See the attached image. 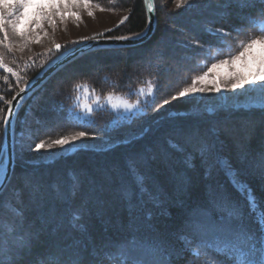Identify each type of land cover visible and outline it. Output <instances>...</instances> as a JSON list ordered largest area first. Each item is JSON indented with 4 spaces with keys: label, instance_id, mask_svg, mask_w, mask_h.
Masks as SVG:
<instances>
[{
    "label": "trees",
    "instance_id": "obj_1",
    "mask_svg": "<svg viewBox=\"0 0 264 264\" xmlns=\"http://www.w3.org/2000/svg\"><path fill=\"white\" fill-rule=\"evenodd\" d=\"M90 1L128 16L104 35H134L148 24L144 0ZM155 5L157 26L146 42L85 53L21 104L15 124L16 164L0 194V259H9L8 249L16 238L10 229L17 223L16 197L21 193L25 216L29 221L35 216L27 196L30 178L44 184L55 216L19 264H35L51 251L67 255L75 244L84 246L85 241L89 264H203L204 255L197 258L189 251L197 247L210 261H223L204 247L216 242L209 221L220 209L213 203V193L238 205L244 222L259 235L247 190L264 209V107L232 105L212 113L204 109L157 120L152 115L190 85L193 77L239 54V41L264 35L251 24L253 18H264V0H193L191 7L180 8L176 0H155ZM75 43L63 44L60 51L49 47L30 53L28 63L14 72L19 81L0 69V154L5 144L6 101ZM148 80L156 82L155 99L128 121L113 124L115 114L107 108L95 110L88 124L70 118L82 83L104 95L128 93ZM136 129L142 133L129 141L100 150L78 149L48 162H33L23 153V145L34 147L40 140L51 143L78 131L115 137ZM192 132L212 145L209 152L202 154L196 142H189ZM77 175L85 178L80 193L66 201L57 199L56 188L66 191ZM92 177L102 188L93 190ZM181 177L186 192L179 183ZM75 216L81 217L79 225L73 223Z\"/></svg>",
    "mask_w": 264,
    "mask_h": 264
},
{
    "label": "snow or ice",
    "instance_id": "obj_2",
    "mask_svg": "<svg viewBox=\"0 0 264 264\" xmlns=\"http://www.w3.org/2000/svg\"><path fill=\"white\" fill-rule=\"evenodd\" d=\"M83 2L85 7L89 6L88 0H0V33L3 34V39H0V45L7 47L6 42L9 40L8 28H11V32L14 36L19 37L25 43L28 42L29 33L37 28H43L42 21H48L55 27L54 16L59 14L63 19V11L71 7H77ZM193 0H176V6L178 8L188 5L191 7ZM145 5L148 12H153L155 5L153 0H145ZM35 6V11L29 13V9ZM89 15H93L89 11ZM79 19V17H77ZM128 19V16L123 17L120 23H124ZM27 20V27L22 28L21 25ZM253 26H258V30L264 32V19L253 18L251 20ZM215 32H219L223 35H230V33L223 32L222 29H217ZM45 34H47L45 32ZM215 34V33H214ZM140 33H135L134 36H140ZM39 41V36L36 37ZM120 39H129V37H120ZM239 46L242 51L239 56H244L246 52L253 48L255 45H260L262 52L260 56L261 69H258L252 75L238 74L227 78V82L224 84L225 88L232 90L243 88L246 84L257 85L260 81H264V35L250 36L246 42L239 41ZM203 47V45H200ZM62 45L56 44L55 49L59 51ZM239 57L233 56L232 60ZM227 60H221L219 63H228ZM217 67L216 63H213L208 71L204 72L201 76H195L192 78V84L183 88L177 93V97L191 96L193 93L204 92H220L221 86L213 81L211 87L200 86L197 87V81H200L203 85L205 78L209 75L212 69ZM0 69H3L7 73H11L19 76L13 72V69L5 62L4 54L0 53ZM4 80L7 81L8 77L5 76ZM261 92H264V84H259ZM24 91L23 88L20 89ZM153 87L149 82L148 94H153ZM139 92L143 94L144 89H139ZM177 97H173L176 99ZM15 99V97H13ZM99 97H97V103H99ZM107 101L110 103L112 109L123 108L125 111L131 112L133 109H138L141 100L138 98L135 102H128L122 100L118 96H114L109 93ZM168 104L169 101H164ZM7 113L3 115L4 136H7L8 128L11 126L10 118L13 117L14 107L12 100H7ZM102 107V105H101ZM84 109L88 114L93 113L94 108L91 105H84ZM3 110L0 109V112ZM85 131H78L71 136H61L58 139L53 140L51 143H46L44 140H40L35 144L36 151L40 149H50L53 145H59L61 148L64 145H72L73 141L78 138L87 136ZM189 142H196L199 146V151L202 154L209 152L212 145L207 142L206 139H201L199 133L192 132L188 136ZM10 160V157H9ZM264 160V157H262ZM2 163V161H0ZM5 180L7 181V167L4 168ZM84 177L74 176L70 187L65 191L56 188L57 199L66 201L67 199L79 194L84 183ZM179 183L183 187L184 191H187V184L183 177L179 178ZM91 185L93 190L102 188V184H99L95 177L91 178ZM0 188H7V183L0 185ZM248 207L249 212L256 213L255 223L258 226L259 235L253 232L247 224L244 222V213L240 207L233 204L221 193H213L212 200L219 209V215H213L210 218V226L213 228L216 235V242L208 243L204 247L215 253L217 256L223 257V261H210L207 258V253H202L200 248L189 249L190 253L199 258L201 255L205 256L203 264H264V209L260 208L258 201L252 194L251 189L248 190ZM27 196L29 204L35 212L34 218L29 221L24 214L23 206V193L17 196L18 201L17 208V223L13 225L10 232L16 237L14 243L8 249L9 259H0V264H19V262L25 257L31 254L35 247L40 235L49 230L50 225L53 224L55 213L48 200L47 191L44 184L39 179L30 178L27 183ZM259 209V211H257ZM73 223L79 225L81 223V217H73ZM60 225H55L58 230ZM79 231V229H76ZM83 235V233H81ZM35 264H89L88 260V248L85 245L75 244L72 251L67 255L63 251H51L47 254L41 255L37 258Z\"/></svg>",
    "mask_w": 264,
    "mask_h": 264
},
{
    "label": "rangeland",
    "instance_id": "obj_3",
    "mask_svg": "<svg viewBox=\"0 0 264 264\" xmlns=\"http://www.w3.org/2000/svg\"><path fill=\"white\" fill-rule=\"evenodd\" d=\"M167 1V0H166ZM169 1V0H168ZM89 6L85 7L83 2L77 7H71L63 11V19L59 14L54 16L55 27L48 21H42L43 28H37L29 33L28 42L25 43L19 37L14 36L9 31V40L6 42L7 47L0 45V53L4 54L5 62L13 69V72L18 70V67L28 63L26 56L30 53L40 51L47 48L55 49L56 44L74 43L82 39L104 35L113 27L121 24L120 21L127 14L106 9L97 5L96 3L88 0ZM35 6L29 9V13L35 11ZM89 11L93 15H89ZM79 17V19H77ZM264 19V18H263ZM22 28L27 27V20L21 25ZM45 32L47 34H45ZM39 36V41L36 37ZM0 39H3V34L0 33ZM62 50V48L60 49ZM59 50V51H60ZM261 46L255 45L249 49L244 56L235 60H227L228 63L217 62V67L212 69L209 75L205 78L203 85L200 81H197V87L207 86L211 87L213 81L221 86L220 92H204L193 93L191 96L177 97L176 99L169 100L168 104H165L162 109L156 114L152 115L153 120H157L167 115H175L186 112H199L206 110L209 113L214 112L218 108H225L229 106L235 107H264V92H261L259 84H264V81H260L257 85L246 84L243 88L232 90L225 88L224 84L227 82V78L238 74L252 75L258 69H261L260 56ZM264 71V70H262ZM201 76V75H200ZM149 82L154 91L152 95L148 94ZM192 84V83H191ZM190 84V85H191ZM156 82L148 80L146 83L132 88L128 93H113L114 96L120 97L122 100L128 102H135L138 98L141 100V104L138 109H133L131 112L125 111L123 108L112 109L110 103L107 101V94H99L93 90L90 85L86 83L80 84L77 92L75 93L73 106L70 108V118L74 121L81 123H91L94 119V111L97 109H110L114 112L113 124L128 121L134 115L142 113L146 110L148 103H151L156 96ZM189 86V85H188ZM143 88L144 92L141 94L139 89ZM97 97H99V103H97ZM91 105L94 108L93 113L88 114L84 105ZM102 105V107H101ZM142 130L136 129L127 134H122L115 137H99L88 134L85 137L78 138L72 142V145H64L62 148L59 145H53L50 149L34 150L35 146L28 147L23 145V153L28 157V160L33 162L38 161H51L56 157L63 156L74 152L78 149H105L109 148L120 141H129L130 139L140 135ZM71 136V135H69ZM241 153L239 152V155ZM4 159V158H3ZM4 161L0 163L2 168Z\"/></svg>",
    "mask_w": 264,
    "mask_h": 264
},
{
    "label": "water",
    "instance_id": "obj_4",
    "mask_svg": "<svg viewBox=\"0 0 264 264\" xmlns=\"http://www.w3.org/2000/svg\"><path fill=\"white\" fill-rule=\"evenodd\" d=\"M145 1V0H144ZM155 5V0H153ZM147 10V8H146ZM148 24L146 28L140 32V36L128 35V36H111V35H96L76 42L68 49L62 51L56 57L47 62L30 81H28L23 87L24 91L20 89L15 93L12 98L13 107L15 109L13 117L10 118L11 126L8 128L7 136L5 137V144L0 154V161L3 160L2 174L0 176V185L8 183L16 164V117L18 110L23 101L40 88L52 75H54L59 69L64 67L69 62L80 57L81 55L90 51L113 48V47H130L140 45L146 42L154 34L157 26V14L156 5L153 12H148ZM120 37H129V39H120ZM10 157V160H9ZM7 167V181L5 180L4 168ZM4 188H0V194Z\"/></svg>",
    "mask_w": 264,
    "mask_h": 264
},
{
    "label": "bare ground",
    "instance_id": "obj_5",
    "mask_svg": "<svg viewBox=\"0 0 264 264\" xmlns=\"http://www.w3.org/2000/svg\"><path fill=\"white\" fill-rule=\"evenodd\" d=\"M156 30V29H155ZM2 170H3V168H0V176H1V174H2Z\"/></svg>",
    "mask_w": 264,
    "mask_h": 264
}]
</instances>
